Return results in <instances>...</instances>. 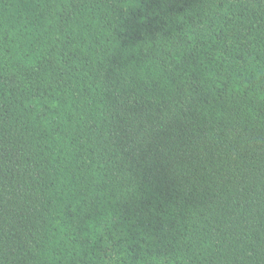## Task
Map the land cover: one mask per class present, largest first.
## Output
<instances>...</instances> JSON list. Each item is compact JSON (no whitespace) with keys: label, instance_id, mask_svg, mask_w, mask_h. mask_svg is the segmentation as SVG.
I'll return each mask as SVG.
<instances>
[{"label":"trees","instance_id":"obj_1","mask_svg":"<svg viewBox=\"0 0 264 264\" xmlns=\"http://www.w3.org/2000/svg\"><path fill=\"white\" fill-rule=\"evenodd\" d=\"M0 264H264V0H0Z\"/></svg>","mask_w":264,"mask_h":264}]
</instances>
